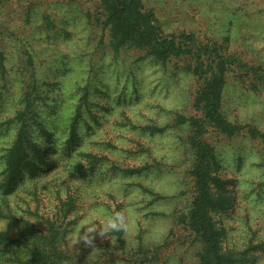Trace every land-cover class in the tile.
<instances>
[{
    "label": "rangeland",
    "instance_id": "obj_1",
    "mask_svg": "<svg viewBox=\"0 0 264 264\" xmlns=\"http://www.w3.org/2000/svg\"><path fill=\"white\" fill-rule=\"evenodd\" d=\"M142 1L155 10L166 32L216 40L226 54L264 66V0ZM101 2L0 0V48L5 54L0 182L2 156L17 135L16 113L31 84L50 92L48 104H60L55 112H42L51 132L47 140L38 124L31 130L44 145H59L57 153L68 137L67 125L78 109L82 112L78 151L71 158L59 154L61 162L38 178L27 175L11 195L17 215L34 229L0 218V232L14 239L6 254L0 247V256L8 264H27L29 252L21 241L48 244L50 218L65 230L57 245L69 255L53 264H132L141 257L142 264H199L201 246L185 219L195 196L192 128L176 120L178 115L200 116L194 107L200 82L184 60L162 64L145 51L115 52ZM45 101L38 98L41 106ZM223 112L230 121L264 133V83L234 65L227 75ZM204 138L214 146L218 174L232 183L234 207L229 214H217L218 222L236 248L243 249L248 238L261 242L262 248L251 251L255 259L243 264H264V141L252 138L247 129L229 138L213 127ZM79 151L93 164L84 156L79 163L85 167H73ZM69 195L74 207L64 215ZM121 209L130 214L128 235L97 233L94 245L73 246L72 234L89 212L99 219Z\"/></svg>",
    "mask_w": 264,
    "mask_h": 264
},
{
    "label": "trees",
    "instance_id": "obj_2",
    "mask_svg": "<svg viewBox=\"0 0 264 264\" xmlns=\"http://www.w3.org/2000/svg\"><path fill=\"white\" fill-rule=\"evenodd\" d=\"M100 7L104 15V28L109 34L110 46L115 52L127 49L145 51L149 57L162 64H167L174 59L184 60L188 63L187 69L200 82V88L194 101V107L200 116L178 115L176 120L178 125L188 122L192 128L189 145L194 150L195 161L190 175L194 182L195 196L185 219L190 232L194 234L201 246L198 252L199 264H243L254 260L255 254L251 251L262 248V243H254L253 239L249 240L248 238L244 242L243 249L236 248L235 244L227 239V230L224 225L218 222L217 214H229L228 212L234 207L232 190L228 186L232 183L230 180L221 178L218 174L216 167L218 164L214 161V146L204 137L209 127L215 128L229 138L235 137L247 129L252 138H260L264 141V133L257 127L232 122L223 112L227 75L232 67L236 65L238 68H245L255 79L264 83V66L251 65L235 55L226 54L225 46L216 40L204 42L193 33L166 32L155 10L147 7L142 0H102ZM4 55L0 48V75L3 74L5 67ZM39 97L43 101L46 100L44 106L38 103ZM47 99H51L49 91L44 94L37 83L29 86L22 101L23 108L16 113L19 124L17 135L2 156L3 179L0 182V218L26 229H34V226L28 220L17 215L18 207L12 206L11 195L17 192L18 186L27 175L38 178L41 176V172L51 170L61 162L59 154L62 153L71 158L74 152L79 149L77 125L80 123V116L82 117L80 109L72 122L67 125L68 137L64 147L58 153L53 139V143L44 145V141L41 143L32 135L31 130L34 124H38L41 132L46 134V140L51 136L48 124L42 120V116L44 117L42 112L45 109L55 112L60 104L54 102L52 106L48 104ZM152 129L156 128L152 127ZM84 156L86 155L79 151L78 164H73V167L83 169L85 166L79 162ZM90 156L95 157V154H90ZM86 157L87 163L92 165L93 159L88 155ZM68 197L64 215H67L74 207V199L71 195ZM46 220L48 244H43L39 240V244L37 242L30 246L25 240L21 241V244L27 247L29 252L30 258L27 260V264H53L69 256L67 250H62L57 245L61 239L65 238V230H61L57 221L50 218ZM251 231L253 230L251 229ZM12 242L14 239L10 235L0 232L2 254L7 253L8 245ZM143 251L144 248L140 247L139 252ZM15 257L19 259L16 254ZM141 258L132 264H138L142 260ZM0 264H8L2 255Z\"/></svg>",
    "mask_w": 264,
    "mask_h": 264
},
{
    "label": "clouds",
    "instance_id": "obj_3",
    "mask_svg": "<svg viewBox=\"0 0 264 264\" xmlns=\"http://www.w3.org/2000/svg\"><path fill=\"white\" fill-rule=\"evenodd\" d=\"M39 143V141H37ZM59 147V145H57ZM132 231V222L127 209H121L97 219L89 212L76 226L72 234L73 246L83 242L84 246L94 245L95 235L109 236L110 233L128 235Z\"/></svg>",
    "mask_w": 264,
    "mask_h": 264
}]
</instances>
